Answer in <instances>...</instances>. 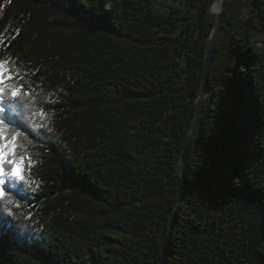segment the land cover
Returning a JSON list of instances; mask_svg holds the SVG:
<instances>
[{"label": "trees", "instance_id": "16d2710c", "mask_svg": "<svg viewBox=\"0 0 264 264\" xmlns=\"http://www.w3.org/2000/svg\"><path fill=\"white\" fill-rule=\"evenodd\" d=\"M173 1L0 0L37 161L0 198V264H264V0H222L169 231L213 28L211 0Z\"/></svg>", "mask_w": 264, "mask_h": 264}, {"label": "snow or ice", "instance_id": "6c2138e0", "mask_svg": "<svg viewBox=\"0 0 264 264\" xmlns=\"http://www.w3.org/2000/svg\"><path fill=\"white\" fill-rule=\"evenodd\" d=\"M16 35H19V30H16ZM13 39L15 37H12ZM10 47V45H8ZM23 65L19 67L16 61L12 57L0 59V114H5L0 118V198H4L6 190L9 189L7 184L8 180L13 182H20L26 179L24 173L27 171L31 173V169L36 165L37 161L32 159L31 155L25 151L20 154V148L23 147L19 143V137L21 133L19 131L9 133L8 127L10 124H15L17 128L20 125L15 120H9L6 112L8 107V101H17L23 97H29L32 100L36 99L34 90H25V85H31L28 80L21 75ZM34 74V73H32ZM24 80V83L18 81ZM41 119H44V113H39ZM7 121V123H6ZM47 125H38V127H46ZM27 139V135H25ZM29 144H32L31 140H28ZM31 213L29 212L25 219H31ZM2 223V221H0Z\"/></svg>", "mask_w": 264, "mask_h": 264}, {"label": "water", "instance_id": "95a60500", "mask_svg": "<svg viewBox=\"0 0 264 264\" xmlns=\"http://www.w3.org/2000/svg\"><path fill=\"white\" fill-rule=\"evenodd\" d=\"M215 0H211L210 2V6H212L213 2ZM222 2V0H220ZM210 6L208 7V15L211 18V21L213 22V28L211 31V34L209 35L208 38V46L206 49V53H205V57H204V63H203V67H202V78H201V82L199 85V89L197 92V96L194 100V105H195V117H194V121H192V125L190 127L189 133L185 138L184 144L182 145L181 150L179 151V159H178V167L179 170L182 174V181H183V186L181 189V193L179 194L178 200L175 204V206L173 207L170 217H169V222L167 223L168 225V230H171V225L172 222L175 219V213H176V208L178 206V203L180 201V199L183 197V193H185V179H187V172L184 166V160H183V151L186 149V147L188 146V144L190 143V141L192 140L193 136H195V133L197 131V128L200 125V122L202 121V117H203V107L205 104V100L207 97V94L204 93V86L206 83V78L208 75V71H209V66L211 64L212 61V53L214 51V49L216 48V44L219 38V35H221V16L219 18H216L214 15H212L210 13Z\"/></svg>", "mask_w": 264, "mask_h": 264}, {"label": "rangeland", "instance_id": "374dc122", "mask_svg": "<svg viewBox=\"0 0 264 264\" xmlns=\"http://www.w3.org/2000/svg\"><path fill=\"white\" fill-rule=\"evenodd\" d=\"M172 6L173 7L177 6V3L173 0H156L155 4H153V9L160 13V12L169 11V9Z\"/></svg>", "mask_w": 264, "mask_h": 264}, {"label": "bare ground", "instance_id": "6f19581e", "mask_svg": "<svg viewBox=\"0 0 264 264\" xmlns=\"http://www.w3.org/2000/svg\"><path fill=\"white\" fill-rule=\"evenodd\" d=\"M221 6H223L222 2L215 0L212 6H210V13L219 18L221 16Z\"/></svg>", "mask_w": 264, "mask_h": 264}]
</instances>
